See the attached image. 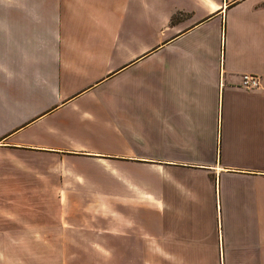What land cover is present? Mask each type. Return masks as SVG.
I'll use <instances>...</instances> for the list:
<instances>
[{"label":"crops","instance_id":"obj_1","mask_svg":"<svg viewBox=\"0 0 264 264\" xmlns=\"http://www.w3.org/2000/svg\"><path fill=\"white\" fill-rule=\"evenodd\" d=\"M106 166L163 175L138 247L264 264V0H0V264L124 249L43 206Z\"/></svg>","mask_w":264,"mask_h":264},{"label":"rangeland","instance_id":"obj_2","mask_svg":"<svg viewBox=\"0 0 264 264\" xmlns=\"http://www.w3.org/2000/svg\"><path fill=\"white\" fill-rule=\"evenodd\" d=\"M141 138L148 143L147 136ZM100 169L105 173L100 178L80 174L75 182L60 185L59 200L45 196L43 201L44 208L58 207L65 211L61 218L76 224L79 241H84L86 230H92L95 239L106 236L111 244H117V238H124V249L78 248L75 264H176L165 262L163 248L149 249L146 244L147 247H138L149 226H160L163 209L160 169L142 168L140 178L134 182L133 173L127 168L123 178L117 167Z\"/></svg>","mask_w":264,"mask_h":264},{"label":"built area","instance_id":"obj_3","mask_svg":"<svg viewBox=\"0 0 264 264\" xmlns=\"http://www.w3.org/2000/svg\"><path fill=\"white\" fill-rule=\"evenodd\" d=\"M260 77L252 74L241 76V87L246 91H252L260 87Z\"/></svg>","mask_w":264,"mask_h":264}]
</instances>
